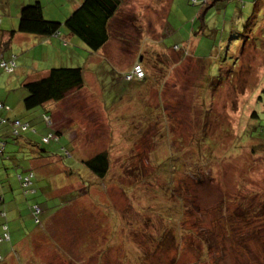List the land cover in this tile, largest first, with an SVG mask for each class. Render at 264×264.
<instances>
[{"label": "rangeland", "instance_id": "1", "mask_svg": "<svg viewBox=\"0 0 264 264\" xmlns=\"http://www.w3.org/2000/svg\"><path fill=\"white\" fill-rule=\"evenodd\" d=\"M243 3L126 0L97 52L77 37L57 50L37 36L31 50L23 38L0 37L1 45L10 43L5 56H18L13 71L0 68L7 115L29 121L39 134L67 129L63 136L75 152L86 159L107 152L110 166L101 185L92 183L81 160L62 156V140L42 144L52 152L42 159H33L35 146L20 172L32 165L56 183L69 181L57 193L74 189L63 198L80 196L70 208L79 214L52 216L3 264H264V0ZM19 5L0 0V30L17 25ZM59 66L82 67L83 86L27 109L24 81ZM139 67L147 74L143 81L133 76ZM130 70L138 82L125 80ZM49 110L45 128L42 115ZM6 134L1 180L7 177L1 165L15 173L11 166L24 146L10 138L12 131ZM77 175L88 176L89 186L74 181ZM37 176L35 200L53 213L62 198L47 197L45 176ZM5 195L6 205L13 204ZM29 218L17 223L20 237L33 224L26 227ZM9 250L0 243V252Z\"/></svg>", "mask_w": 264, "mask_h": 264}, {"label": "trees", "instance_id": "2", "mask_svg": "<svg viewBox=\"0 0 264 264\" xmlns=\"http://www.w3.org/2000/svg\"><path fill=\"white\" fill-rule=\"evenodd\" d=\"M125 2L126 0H82V2L63 21L47 19L44 16L43 4L40 0H36L32 3H26L20 8L18 28L11 29L10 33L8 34L10 36L9 42L17 32L35 35L38 37V40L41 38L40 41H45V43L51 40L52 42L54 41V45H61L62 47L64 44H69V42L77 37L80 41H82V43L86 45L89 51L97 52L110 40V23L120 11L122 5L125 4ZM237 2L239 6L241 3L244 5L243 0H237ZM62 32L70 34L73 38L71 40L68 38H61ZM9 42H5L2 45L0 44L1 59L5 60L7 63H9L10 59L13 60L14 58L12 53L6 57L3 51L7 49L6 46H10ZM199 45L200 44H198V47ZM198 47L196 48L194 54H197ZM176 48L178 49L179 45H176ZM183 50L185 53H187L186 47H184ZM17 57L18 56L15 55L16 59ZM194 57L196 56L194 55ZM16 59L14 61L15 63ZM0 68L7 72L4 66H0ZM15 68L16 66L14 69ZM141 69L143 70V77L139 81H143L147 77V74H145L144 71L145 68L141 67ZM126 75L131 76L132 70L126 72ZM125 80L133 83L138 82V80L134 78ZM83 84L84 71L82 67H52L44 76L34 80L24 81L23 87L27 90L28 94L25 96L23 102L27 109L44 106L50 101H60L64 99L65 96L71 91L81 88ZM0 103V118L4 119V121H0V162L6 158V139L9 138L6 134L7 130L12 131V137L10 138L15 139V142L21 141L24 143V146L21 149L20 158L18 159L19 162L16 161V163L11 166L13 170H15V173H9L8 166H5V164L1 165L7 177H5L3 180L0 179V243L8 242L10 246V250L6 254L0 252V264H3L7 262L9 258L17 257V255L19 256V243L34 233L38 227L40 228L41 226H44L45 223H48L52 216L57 217L59 214H67L69 212L72 218L75 219L76 215L79 214L77 213L73 215L70 208H73L75 205H77L81 197H71V202L68 198H63V196H67V194L73 195L72 190L74 189L68 190L66 193H57V190H61L62 186L70 184L69 181H62L60 184L56 183V180H51V175L49 174L47 176L43 175L37 169L36 174L33 170L35 168L31 169L32 165L30 166V164L28 165L30 167H25L24 171L20 172V167L24 166V162L22 160L25 159V157L29 160V156L34 153L33 148H35V146L38 147V152H36L38 153V156L33 157V159H42L47 157L45 153H52L48 150H44L42 148V144H49L53 142L56 143L62 140L63 142L59 147L62 153L60 150H57V152H60L63 157L76 156L77 160H81L84 168L89 170L88 173H92V175L95 176V181H91L92 183L97 181V183L99 182L98 184L101 185L100 181L105 179L110 166L107 152L98 153L90 159H86L78 151L75 152V148L70 147L71 145H68V143L71 144V140L63 136L64 133L67 134V129L60 130L59 128V130H46L45 133L39 134V131L37 128H35V125L29 121H23L18 117L15 118L8 116V104L6 101L0 100ZM49 112L50 110L42 115L45 128L50 127V124L45 118L46 115L51 116L48 114ZM252 113L254 114H251V117L257 116L256 111H253ZM16 122H18V124ZM251 132L248 133L250 138H258L256 136H252ZM253 144L258 145V143L255 142ZM261 147L263 149L264 144ZM31 159L32 158H30V160ZM31 161L34 162L33 160ZM62 166L66 168V171H68L69 175H74L76 173L74 172V167L71 165L67 166L62 164ZM36 176H45L43 179H39L43 180V182L45 181V184H47L41 187L43 188L47 197H52L54 195L62 198V204L57 206L53 213H49L47 205H43L42 203L35 200L36 195L41 192L39 188L40 186L37 187L36 185L40 183V180H36ZM87 179L88 176L85 180L83 177H79L77 175L76 180L74 181L83 180L84 184H88L89 186L90 181L88 182ZM12 181H14V184H16L18 187L20 186L21 195H16L19 192L16 193V188L14 187ZM76 191L79 193L77 189ZM6 192L10 194L11 200L14 198L12 200L13 204L9 206L6 205ZM21 204H23L22 207ZM111 213L113 212L111 211ZM24 215L30 216L26 227L29 224L31 225V222H33V224L27 227V235L20 237L18 234L19 228L17 223H20V220L23 219ZM116 218L117 217L111 216L113 223H117ZM162 232H166V230L164 229ZM162 242H164V239H162ZM114 245L117 244L115 243ZM107 251L113 255L112 250L107 248Z\"/></svg>", "mask_w": 264, "mask_h": 264}, {"label": "crops", "instance_id": "3", "mask_svg": "<svg viewBox=\"0 0 264 264\" xmlns=\"http://www.w3.org/2000/svg\"><path fill=\"white\" fill-rule=\"evenodd\" d=\"M36 0H19V3H20V8L26 4V3H32ZM43 4V11H44V16L48 19H56V20H65V18L82 2V0H40ZM15 17H14V20H15V23H17V25H14L13 24V27L12 29H17L18 28V22H19V16H20V9H16L15 10ZM11 30V29H10ZM9 30V31H10ZM8 30L4 29V30H0V37L3 38L5 35H8ZM27 37H25V36ZM31 35V34H30ZM14 39H13V42L15 41V38L17 37H20V38H23L25 39L26 41L29 42V50H31L35 45V38L36 36L32 35V40L31 38L26 34V33H21V32H17L14 34ZM61 38H68V39H72L73 37L70 35V34H67L66 32H62L61 34ZM41 40V38H40ZM12 42V41H11ZM24 41H19V44L21 45ZM50 45L53 46V48H55L56 50L57 49H60L62 48L61 45H54V41L52 42L51 40H49L47 43V45ZM39 44H42V43H39ZM23 51H26L25 49ZM23 66V65H21ZM22 69H24V67H22ZM48 71V69H41L40 72H42V75H40V77L44 76L46 74V72ZM20 73L22 74V70H19Z\"/></svg>", "mask_w": 264, "mask_h": 264}, {"label": "built area", "instance_id": "4", "mask_svg": "<svg viewBox=\"0 0 264 264\" xmlns=\"http://www.w3.org/2000/svg\"><path fill=\"white\" fill-rule=\"evenodd\" d=\"M10 63V64H9ZM9 63H7L5 60H2V59H0V66L2 67V66H4L7 70H12L13 69V67L11 66V63H12V65L14 66L15 65V62H14V60H12L11 62H9ZM132 76V75H131ZM131 76H128L129 78L131 77ZM133 76H135L136 78H141L142 77V72L141 71H139V72H135L134 74H133ZM0 107H1V103H0ZM4 121V119H2V118H0V121ZM17 124H18V122H16Z\"/></svg>", "mask_w": 264, "mask_h": 264}, {"label": "clouds", "instance_id": "5", "mask_svg": "<svg viewBox=\"0 0 264 264\" xmlns=\"http://www.w3.org/2000/svg\"><path fill=\"white\" fill-rule=\"evenodd\" d=\"M0 59H1V56H0ZM13 60L15 61V55H14ZM14 67H15V65H14ZM6 70H7V69H6ZM12 71H13V70H12ZM139 71L142 72V76H143V70L141 69V67H139L138 72H139ZM128 76H129V75H128ZM141 78H142V77H141ZM141 78H140V79H141ZM140 79H139V80H140ZM46 116H49V115H46ZM46 116H45L46 121L51 120V116H49V117H46ZM50 122H52V121H50ZM37 210H38V209H37ZM6 238H8V237H6ZM0 239H1V238H0Z\"/></svg>", "mask_w": 264, "mask_h": 264}]
</instances>
